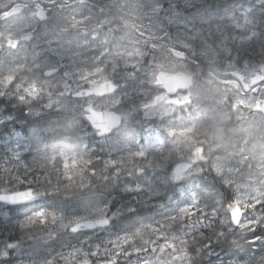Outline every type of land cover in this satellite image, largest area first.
Returning a JSON list of instances; mask_svg holds the SVG:
<instances>
[{
	"label": "clouds",
	"instance_id": "obj_1",
	"mask_svg": "<svg viewBox=\"0 0 264 264\" xmlns=\"http://www.w3.org/2000/svg\"><path fill=\"white\" fill-rule=\"evenodd\" d=\"M0 264H264V0H0Z\"/></svg>",
	"mask_w": 264,
	"mask_h": 264
}]
</instances>
